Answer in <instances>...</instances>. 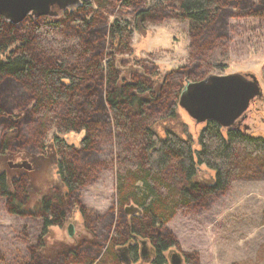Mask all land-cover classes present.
Wrapping results in <instances>:
<instances>
[{
	"label": "trees",
	"instance_id": "16d2710c",
	"mask_svg": "<svg viewBox=\"0 0 264 264\" xmlns=\"http://www.w3.org/2000/svg\"><path fill=\"white\" fill-rule=\"evenodd\" d=\"M75 3L64 9L60 17L28 15L13 23L0 15V124L3 125L0 154L21 144L32 146L33 124L48 129L54 121L56 126L52 137L60 152L57 173L62 186L45 195L34 213L24 207L27 179L21 177L10 182L5 172L0 171V196L6 199L7 210L40 216V236L60 224L69 202L86 182L83 166L72 155H89L100 133L110 131L112 124L116 130L125 131L144 115L141 108L156 100L143 97L151 89L144 79L118 84L120 70L110 59L114 51L128 49L134 30L143 31L146 22L169 16L187 21L192 32L210 40L213 33L225 34V21L232 6L264 16V1L251 0H77ZM146 3L149 5L144 6ZM128 8L135 12L132 21L116 16V10ZM111 15L115 16L110 18ZM217 57L209 55L211 65ZM176 104H171L170 119L175 118ZM142 124H136L134 129L138 133L134 141L137 144H133L139 151L136 161L129 154L118 159V162L122 159L123 166L116 172V202L123 207L133 201L142 209L141 216H132L126 236L131 232L148 236L157 248L152 263L167 264V249L176 245L165 235L163 225L180 207L190 203L202 205L223 193L229 186L237 151L264 156V136L251 133L246 125L224 127L208 119L194 142L167 125L159 133L154 121ZM25 128L28 131L23 133ZM65 133L80 135L78 144L68 143L62 137ZM40 139L35 141L40 143L35 150L41 153L45 146ZM201 165L212 171V182L196 179ZM22 183L21 191H17L15 185ZM42 245L29 249L30 258L25 264L50 262L39 250ZM133 252L137 258L138 250Z\"/></svg>",
	"mask_w": 264,
	"mask_h": 264
},
{
	"label": "rangeland",
	"instance_id": "374dc122",
	"mask_svg": "<svg viewBox=\"0 0 264 264\" xmlns=\"http://www.w3.org/2000/svg\"><path fill=\"white\" fill-rule=\"evenodd\" d=\"M259 1L264 0H251ZM63 10L51 16L60 17ZM134 13L129 8L115 12L117 17L129 21ZM225 22V34L213 33L207 40L192 32L187 21L169 16L151 20L143 31L134 30L127 50L112 53L110 59L120 70L118 84L144 79L151 89L143 97L156 100L141 108L144 115L125 131L116 130L112 124L110 131L100 133L89 155H72L83 166L86 182L69 202L60 224L51 226L45 235L40 236V216L10 213L6 199L0 196V264H25L30 258L29 249L39 243L43 244L40 252L52 260L48 264H120L113 246L126 236L132 221L116 202V172L123 166L122 159H118L129 154L136 161L139 151L133 144H137L134 141L138 133L134 129L141 122L148 125L154 121L159 133L167 125L196 141L204 122H195L179 104L174 109L175 118L168 116L171 104L178 103L179 93L188 81H200L210 74L239 73L247 79L254 76L260 95L252 96L236 122L246 125L251 133L264 136V16L232 6ZM210 54L218 56L213 60L215 66L208 60ZM53 122L48 129L38 123L32 125V146L21 144L0 154V171L10 182L27 179L24 207L31 213L45 195L62 186L57 173L60 152L52 137L56 131ZM27 131L25 128L23 133ZM36 133L38 136L33 135ZM2 134L0 124V139ZM79 136L62 134L68 143L76 145ZM38 137L45 146L41 153L35 150L40 145L35 142ZM237 152L229 186L223 193L202 205L180 207L163 225L165 235L185 256V264H264V156L242 149ZM211 175L212 171L201 165L196 179L212 182ZM21 185H15L17 191H21ZM81 239L86 241L80 242Z\"/></svg>",
	"mask_w": 264,
	"mask_h": 264
},
{
	"label": "water",
	"instance_id": "95a60500",
	"mask_svg": "<svg viewBox=\"0 0 264 264\" xmlns=\"http://www.w3.org/2000/svg\"><path fill=\"white\" fill-rule=\"evenodd\" d=\"M77 0H0V15L13 23L23 21L28 15H56L65 6H73ZM257 79H247L239 73L210 74L200 81H188L182 87L178 104L195 122L208 119L224 127L238 125L237 118L243 113L254 95H260ZM128 219L141 216L142 209L133 201L123 206ZM73 232L69 224L68 233ZM141 247L140 253H143ZM122 261L123 257H119ZM169 264H185L183 255L177 249L167 255Z\"/></svg>",
	"mask_w": 264,
	"mask_h": 264
},
{
	"label": "flooded vegetation",
	"instance_id": "af4514ba",
	"mask_svg": "<svg viewBox=\"0 0 264 264\" xmlns=\"http://www.w3.org/2000/svg\"><path fill=\"white\" fill-rule=\"evenodd\" d=\"M85 241L84 239L80 240V242ZM141 247L143 248V253H140ZM113 249L120 264H148L152 262V259L157 254V248L148 236L138 235L134 232L129 233L123 239L114 243ZM133 249L138 250L137 258L134 256ZM174 249L175 247L168 248L166 254ZM119 257H123L124 260L122 261Z\"/></svg>",
	"mask_w": 264,
	"mask_h": 264
}]
</instances>
